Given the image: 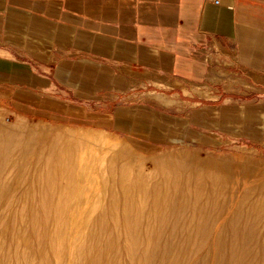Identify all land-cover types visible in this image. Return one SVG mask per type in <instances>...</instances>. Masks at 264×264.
I'll list each match as a JSON object with an SVG mask.
<instances>
[{"label":"crops","instance_id":"crops-1","mask_svg":"<svg viewBox=\"0 0 264 264\" xmlns=\"http://www.w3.org/2000/svg\"><path fill=\"white\" fill-rule=\"evenodd\" d=\"M210 35L227 39L262 86L264 0H0V106L34 120L102 126L143 152L187 142L261 145L260 104L204 103L177 114L105 98L100 112L90 109L97 98L129 94L141 83L178 91L175 79L212 82L192 55Z\"/></svg>","mask_w":264,"mask_h":264},{"label":"rangeland","instance_id":"rangeland-1","mask_svg":"<svg viewBox=\"0 0 264 264\" xmlns=\"http://www.w3.org/2000/svg\"><path fill=\"white\" fill-rule=\"evenodd\" d=\"M125 72L130 73V75L135 74L128 69H125ZM210 80L212 82H219L220 81L218 78H210ZM135 84H139V83L136 81ZM168 85H170V84H168ZM229 85L234 86L233 84H228V86ZM242 85H244V84H242ZM144 86L145 85L143 83H141L138 85L137 88L133 89V91L130 92L129 94H125V95L122 94L121 96H118L117 98L115 96H110V95L105 96L104 95V96H102L101 99L97 98L96 101L89 103L90 109H91V111H93L95 113L100 112V109L103 108L102 106H104L102 104H106L105 101L102 100L105 98H108L109 101L114 102L115 104H123L124 103L128 107L135 106L138 102L147 101V102H151L152 104L158 106L159 108H162L164 110H167V111H170L173 113H177V114H185L190 109L198 107L197 105H194L195 102H200L201 105L204 103H218V102H220V103H224V102H226V103H241V102H244V103H251V104H256V105H259V104L264 105V82H263L262 86L255 87L252 79L249 80V82H245L244 86L246 87V92L245 91H239V93H236V94H223L222 98L219 99L217 102L197 100L198 98L196 97V96H198V97L203 98V99H208L211 95L207 96L206 94H201V93H199L198 95H195V94H191V93L189 94L186 91H183V93H181L180 90L170 91L169 89L168 90H155L153 87L144 88ZM156 86L161 87L162 84H156ZM172 86L176 87L179 85L174 83V84H172ZM134 87H136V86H134ZM154 91H156V92H154ZM243 92H245L246 94H243ZM99 100H101V101H99ZM227 101H231V102H227ZM137 105H139V104H137ZM201 105H199V106H201ZM108 111H110V114H112V110H108ZM3 127H5V130H7L8 132H11L14 135H20L21 134L25 138H30L31 139V143H30L31 147H29L26 151L27 158H23L24 156H22V150L19 148V144H16V141H14L10 144H7L8 138L3 137V138H1L2 141L0 142V149H1L0 154H5L7 156H11V162H13V161L19 162V160H21V163L23 165L26 163L28 164L30 162V160L32 161L33 157L35 158L37 155L38 160L44 166L43 167L44 169H43L42 165H41L40 173L38 171V174L35 176L37 178L40 176L42 182L39 179V183H37L36 186H31V188L33 187V189H34V190L31 189V190L35 194L29 193L30 198L28 199V202L31 203L33 205V207L36 206L37 201H39L37 204L38 205L40 204V199L42 198V193L44 192L43 190H45L46 187L49 186V181L52 180V178L54 179V181H53L54 186H58V185L60 186V183H63L64 185H66V177L64 176V175H66V171L71 170L69 173H70V175H72L71 177H73V174L77 170V166H76V168L73 167L75 165V162L77 163L79 161L78 163H81V161L85 160V157L87 154H96V158L98 159V161L101 165V169H100L101 173L98 175L100 178L99 182H102L101 185L103 184L102 186H96L97 187V194L101 196L100 202L102 203V208L105 207L104 213H106L105 215H108V217L107 216L105 217V221H104L105 223L103 222L104 224L99 225L98 219L95 220V218H97V215L95 213L91 214V216L89 217V220L91 222L88 225V232H87V230L84 232H81V233L78 232L77 234H79V235L75 234L73 236V241L76 238H77V241L78 240H84L85 241L87 239V245L81 246V247H79V249L72 248L69 252L66 251L67 254L69 255V262L67 261L66 264L67 263L68 264L69 263L70 264H76V263L77 264H80V263L81 264H90V263L94 264V262H96L95 264H120V263L121 264H141V263L142 264H144V263L145 264H157L158 262H160L158 264H180V263L181 264H187V263L188 264H192V263L193 264H200V263L201 264H222V263L224 264V262H227V261L228 262L225 264H235V263L236 264H243V263L244 264H251V262L253 260L254 261L252 262V264H263L264 263V253H263V251H264L263 250L264 249V236H263V234H264V142L261 145H253V144H248V143L242 142V140H234L233 142H230V143H227V144H224L221 146H212L209 148L198 147L193 143L187 142V143L177 144V145L161 146V147H159L153 151L143 152V151H139L135 147H133L126 140V138H124V136L118 134L117 132H115L111 129L110 130L106 129L102 126H97V125L79 126L76 124H66L65 122H48V121L34 120L31 118L21 117V116L12 114L6 108L0 106V129ZM12 140H16V139L14 138ZM23 144L24 143H20V145H23ZM98 144H101L102 146H104V149L97 148L96 145H98ZM38 147H39V149H37ZM66 148H71V151H67ZM107 149H108V151H107ZM62 152H63V154H62ZM34 154H35V156H34ZM104 154H105V156H104ZM42 155L45 158H43ZM50 155H51V158H50ZM54 156L57 158H55ZM50 162H52V163H50ZM118 164H120V166H118ZM133 164H134V168H133ZM112 168H113V171H112ZM125 168H127V169L125 170ZM23 169L24 168L20 169L22 173L25 172V170H23ZM103 169H104V171H103ZM50 174H51V176H50ZM58 175H59V177H57ZM148 175H149V177H148ZM125 180H127V181H125ZM125 182H127V183H125ZM117 183H118V185H117ZM129 183H131V184H129ZM166 183H167V185H166ZM38 184L39 185L41 184L42 187H41V185L39 186ZM163 185L165 186V189H167V191L165 189H163L164 188ZM38 186H39V189H41L42 191L38 189ZM1 187H2V190H1ZM12 187L13 186H0V190H1L0 192H2L4 195L5 194L7 195L8 193L11 192ZM38 190L40 191V194H37V196H38L37 197L36 192ZM98 190H100V191H98ZM127 191H129V193ZM172 191H173V193H172ZM130 192H131V194H130ZM165 192L167 193V195L165 194ZM207 193H208V195H207ZM30 194H33V195H30ZM33 196H35V197H33ZM104 197H105V199H103ZM222 197H224V198L222 199ZM131 198H132V200H131ZM179 198H180V200H179ZM195 198H199L198 202L202 206H201V210H199V211L195 210V213L192 214L190 212V210H191L190 205H192L191 203H193L195 201ZM201 198H202V200H201ZM255 198H256V200H255ZM35 199H37V201H35ZM128 199H129V201H128ZM141 199H143V200H141ZM30 200H31V202H30ZM114 200L117 201V203L114 202ZM130 201H132V203ZM226 201H230V202L227 203ZM152 202H156V203L161 204L160 207H158L159 210L158 209H157V211L151 210L152 208L150 207V205ZM123 203H124V205H123ZM138 203L141 205L138 206ZM143 203H144V205L146 204L145 207L142 206ZM110 204H111V206H110ZM108 205L110 207V211H108L109 209H107V208H109ZM225 205H226V207H225ZM122 206H123V208H122ZM135 206H138V207L135 208ZM173 206H174V208H172ZM179 206H180V209H179ZM203 206L204 207L207 206V207L203 208ZM232 206H233V208H232ZM37 208L34 209L35 216L33 215L34 218L37 217L36 218L37 220L36 221L33 220L35 223L33 221L28 223V228H27L26 233H25L26 238H27V245L20 246L21 247L20 249H22V250L19 249V245L17 244V242H15V240H17L15 235L13 237H12V235H8V236L4 237L5 239H2V243L0 240V246H1L0 249L3 247L1 249L3 251V253L0 252V254H1L0 264H4V263L5 264H11V263L12 264H14V263L15 264H21V263L22 264L23 263L29 264L31 261L32 262L30 264H52V263L56 264L55 263L56 262V260H55L56 255H55V251H54L55 250V248H54L55 247V245H54L55 235H54L53 228L51 229V227H53V226H51V225H53V223H52L53 218L50 217L48 224L45 226V224L42 223V222H44L42 214H41L42 208H40V206ZM118 208H121V210L123 209V212L126 208L128 213L130 212L129 217L130 218L132 217L131 218L132 220L130 219V221L124 222L123 221V212ZM139 208H142L144 210L146 208V210L144 211V213H142L143 210L139 209ZM115 209H116V211H115ZM160 209L162 212L160 211ZM210 209H211V211H210ZM111 210H113V211H111ZM36 211H38V212H36ZM131 211L135 212V214L137 213L136 211H138L140 214L141 213L143 214V217L141 216L142 214L141 215L137 214V216H136L135 214H132ZM205 211L207 214H209L210 212L213 213V215L215 217H217L219 215H226L225 213H227V217L225 218L222 227L218 231L212 230L211 232L210 231L207 233L204 232V231H206L203 229L204 225L201 226L200 224L202 222L203 217H205L207 215L205 213ZM39 212H41V213H39ZM160 212H161V214H160ZM199 212H201L200 213L201 215L199 214ZM38 213L41 215H39ZM110 213H112L111 215H112L113 219L116 217L115 220L117 219L116 222L118 221L117 222L119 224V225H117L118 231L113 232V230H111L112 224H110L111 223L110 217H109ZM148 213H152V215L150 216V217H152L151 218L152 221H150V222L151 223L153 222V225L156 226V227L154 226L155 228L153 227V225L150 222L147 221V214ZM162 213H164V216H162L163 215ZM166 213H167V215H166ZM169 213H170V215H168ZM202 213H204V214L202 215ZM261 213H262V215H261ZM154 214L157 216L156 219L154 218L155 217ZM174 214H175V216H174ZM187 214H188V217H187ZM197 214L202 219H199V216ZM138 215H140V217H141V221L139 224L140 226L134 225V222H133L134 219H136V217H139ZM176 215H178V216H176ZM38 216H39V218H38ZM144 216L146 219L144 218ZM160 216H162L161 220L158 219V217L161 218ZM14 217L9 216L7 218V220L5 221L6 229L9 228V230H10L12 228L14 220L17 219L16 216H14ZM176 217H178V218H176ZM185 217H187L188 220H187L186 224L183 226V229H182V226L180 224L177 225V227H178L177 228V227H175V223H172V220H173V222L176 221V222L181 223L184 220L183 218H185ZM256 217H257V219H255ZM40 218H41V221H40ZM258 218H260L259 219L260 221L258 220ZM38 219H39V221H38ZM9 220H11V221H9ZM233 220H234V222L236 220L237 224H236V222L234 223ZM121 221H122V223H121ZM199 221H201V222H199ZM240 221L243 223L240 224ZM256 221H257V224H255ZM238 222H239V224H238ZM37 223H39V224H37ZM41 223H42V226H45L44 228L41 226ZM144 223H146V224H144ZM155 223H157L158 225ZM195 223L196 224L198 223L199 225L197 224V226H196ZM247 223L249 226L247 225ZM147 224L151 227L150 228L147 227ZM189 224L192 225V229L194 231H192V229L191 230L187 229ZM245 224L247 225L248 229L245 227L246 226ZM8 225H9V227H7ZM37 225H38V227H41V228H38V229H40L38 231L35 229L37 227ZM133 225L135 226L134 229L132 228ZM163 225H165V227ZM166 225L169 226L170 228L169 227L167 228ZM254 225H256V227L253 228ZM94 226H95V228H94ZM124 226L125 227L127 226V228H124ZM102 227H104V228H102ZM162 227H163V229H162ZM121 228H122V231H121ZM131 228L133 229V231ZM196 228H197V230H196ZM91 229L94 231H92ZM95 229H98V230L95 231ZM156 229H157V231H156ZM166 229L167 230L169 229L168 232ZM170 229L172 231H175V232H172ZM185 229L188 231V233L186 232ZM35 230L37 232H35ZM127 230H128V232H127ZM164 230H165V232H164ZM40 231H44V232H40ZM105 231L106 232L108 231V232L106 233ZM109 231H111V232H109ZM123 231L126 234L123 233V236H122ZM150 231L152 232V234L150 233ZM52 232H53V234H52ZM93 232H96L97 234L96 233L93 234ZM132 232H133L134 236H131V235H133V234H131ZM184 232H186V233L184 234ZM195 232L197 234L199 232V235L197 236V234ZM238 232H240L241 234L240 233L238 234ZM33 233H35L36 235H38V234L39 235L36 236ZM46 233H47V235H46ZM112 233H114V234H112ZM117 233H118V235H117ZM156 233H157V235H156ZM158 233H160V234H158ZM178 233L179 234L181 233V234L178 235ZM44 234L46 236H48L47 239H46V236ZM92 234H93V236H91ZM101 234H103V235L105 234V237L103 236V238H102ZM161 234H162V236H161ZM87 235L89 237H87ZM96 235H97V237H96ZM99 235L101 236V239H103V243H101L102 240L99 239V237H100ZM109 235L110 236L112 235V236L110 237ZM129 235H130L131 239H130ZM153 235H156V236H153ZM166 235H167V237H166ZM228 235H230V236H228ZM49 236H52L54 238L49 237ZM84 236L86 237V239ZM108 236L110 239H108ZM143 236H145V238ZM203 236H205V237H203ZM93 237H95V238H93ZM155 237H156V239H155ZM159 237L160 238L162 237L163 239L166 237L167 240L165 238L163 241L162 238L160 239ZM220 237L222 239L223 238L224 239L222 240ZM230 237H231V239H230ZM37 238L38 239L40 238V240L38 241ZM51 238L53 240H51ZM97 238L101 242L98 240H94ZM137 238H138V241L136 243ZM218 238H220V239H218ZM261 238H263V239H261ZM6 239H8V240H6ZM49 239L51 241L50 243H49ZM104 239H105V242H104ZM106 239H108V240H106ZM118 239H121V240L118 241ZM123 239H124V241H123ZM128 239H130V240H128ZM150 239H152V240L150 241ZM154 239H155V241H154ZM3 240L4 241L6 240L7 243L4 242ZM133 240H135V241H133ZM177 240H179V241H177ZM202 240H204V241H202ZM243 240H244V242H243ZM253 240H254V242H253ZM107 241H109V242H107ZM121 241H123V242H121ZM196 241H199V242L202 241V242H200V243L197 242V244H195ZM225 241H227L228 243ZM34 242L36 244H34ZM97 242L101 243L100 245L103 244L102 246H104V247H100L99 243L97 244ZM120 242L122 243V245H124L123 247H120V246H122ZM170 242H172V243L170 244ZM185 242L186 243L189 242L188 245ZM245 242H246V245H245ZM3 243H4V245H6V244L7 245L4 246ZM8 243H10L9 247H7ZM92 243H94V244H92ZM162 243H164V244H162ZM95 244H97V246ZM140 244L141 245L144 244L145 246L141 247ZM147 244H149L150 246L152 245L153 247L151 246V248L150 247L148 248L149 245H147ZM167 244H170V245L167 246ZM175 244L179 246L178 249L176 248L178 246H175ZM199 244L204 248H202V247L200 248ZM221 244H223V246ZM226 244L229 245V248H228V245H226ZM47 245H48V247H47ZM132 245H134V246H132ZM225 245L227 246V248L225 247ZM38 246L40 248H38ZM118 246H119V250L117 249ZM155 246H157L159 248V250ZM160 246H162L163 249H161L162 247H160ZM182 246H183V248H182ZM188 246H189V248H187ZM190 246H191V248H190ZM95 247H97V249ZM99 247H100V249H99ZM139 247H141V248L139 249ZM154 247L156 249H154ZM240 247H241V249H240ZM10 248H13L14 252L16 254L14 252H9ZM46 248H48L47 249L48 252H47V250L45 251ZM82 248H84V249H82ZM109 248L110 249L112 248L111 251ZM220 248L222 251H220ZM13 249H11L10 251H13ZM17 249L19 250V252H17ZM88 249H90L92 251L89 252ZM121 249H123V250L121 251ZM132 249H134V250L132 251ZM143 249H144V251H142ZM83 250L86 254L83 252ZM101 250H102V254H101ZM116 250H118V251H116ZM148 250H150V251H148ZM170 250H172V251L169 252ZM179 250H181V251H179ZM255 250H256V253H255ZM24 251H25V254L22 253ZM27 251H28V253L30 252L29 253L30 255L27 253L28 256L26 254ZM125 251L126 252L128 251V252L125 253ZM176 251H177V253H176ZM190 251L192 253H189ZM250 251H253V252H250ZM260 251H262V252L260 253ZM4 252L6 253V256H5ZM112 252H115L116 255ZM123 252L127 256H125ZM144 252H146V253H144ZM225 252H226V254H224ZM237 252H238V254H236ZM9 253L11 254V256H9L10 255ZM121 253H122V255H121ZM133 253L135 255H133ZM142 253L144 254L143 258L141 256V255H143ZM155 253H156V255H155ZM159 253H161L163 256L161 254H160L161 255L160 256ZM165 253L167 256H164ZM246 253H247V255H246ZM252 253L255 255H253ZM22 254H23V256H22ZM47 254H48V256H47ZM52 254L55 255V258H54V255H52ZM76 254L77 255L79 254L78 255L79 258L76 257L77 256ZM210 254H211V256H210ZM188 255H189V258H188ZM195 255L198 257H196ZM3 256H5V257H3ZM8 256H9V258H7ZM16 256H17V258H16ZM45 256H47L48 258L51 256L52 258H50V261H49V259L47 257L45 258ZM80 256H82V257L80 258ZM91 256H93V258ZM171 256H173V257H171ZM183 256H184V258H183ZM202 256H203V258H202ZM260 256L262 257V259H260L261 258ZM41 258H43V259H41ZM97 258L99 260L101 259L100 262ZM132 258H133V260H132ZM205 258H207V259H205ZM221 258H223V259H221ZM235 258H237V259H235ZM8 259H10L11 261H12V259L13 260L15 259V260L12 262H9L10 260L8 261ZM39 259H40L41 263L39 262ZM70 259L73 260V263H71L72 261H70ZM84 259H86V261H84ZM107 259H108V261H107ZM130 259H131V261H130ZM150 259L153 262H150L149 261ZM186 259L188 262L186 261ZM202 259H203V261H202ZM234 259H235V261H234ZM245 259L246 260L248 259L247 262ZM76 260H78V261H76ZM175 260H176V262L174 263ZM178 260H179V263H178ZM204 260L206 262H204ZM238 260H240V261H238ZM1 261H3V262H1ZM18 261H19V263H18ZM20 261H23V262L20 263ZM74 261H76V263ZM87 261L89 263H87ZM170 261H172V262H170ZM214 261H215V263H214ZM63 264H64V262H63Z\"/></svg>","mask_w":264,"mask_h":264},{"label":"bare ground","instance_id":"bare-ground-1","mask_svg":"<svg viewBox=\"0 0 264 264\" xmlns=\"http://www.w3.org/2000/svg\"><path fill=\"white\" fill-rule=\"evenodd\" d=\"M156 97V96H155ZM162 103V102H161ZM3 137H6V138H8L7 140V144H10V143H12V142H14V141H16V144H19V148L22 150V156H24L23 158H27V154H26V151H27V149L29 148V147H31V139L30 138H25L23 135H14V134H12L11 132H8L7 130H5V127H3V128H1L0 129V142L2 141V139L1 138H3ZM16 139V140H12V139ZM49 140V139H48ZM20 143H24L23 145H20ZM38 143V142H37ZM39 144V143H38ZM41 144V143H40ZM110 145V144H109ZM10 146V145H9ZM8 146V147H9ZM38 146V145H37ZM96 147L97 148H99V149H104V146H102L101 144H98V145H96ZM37 149H39V147L37 148ZM61 149V148H60ZM95 149V148H94ZM36 150V149H35ZM63 150V149H62ZM66 150L67 151H71V148H66ZM0 151H1V149H0ZM101 151V150H100ZM107 151H108V149H107ZM36 152V151H35ZM36 154V153H35ZM35 154H34V156H35ZM62 154H63V152H62ZM12 155V154H11ZM45 155V154H44ZM56 156V155H55ZM54 156V157H55ZM104 156H105V154H104ZM42 157H43V155H42ZM47 157V156H46ZM53 157V158H54ZM36 158V159H35ZM33 157V160L31 161L30 160V162L27 164H22L21 163V160H19V162H15V161H13V162H11V156H7V155H5V154H0V186H13L12 188H11V192L10 193H8L7 195L5 194H3L2 192H0V216L2 217H0V240H1V243H2V239H5L4 237H6V236H8V235H12V237L15 235V237H16V239L17 240H15V242H17V244L19 245V249L21 248L20 246H24V245H27V238H26V235H25V233H26V230H27V228H28V223H30L31 221H33V220H37L36 218H34L33 217V215L35 216V211H34V209L35 208H37V207H39L40 206V208H42V213L41 212H39V213H41L42 214V217H43V220H44V222H42V223H44L45 224V226L48 224V222H49V218L50 217H52L53 218V225H51V226H53V227H51V229L53 228V230H54V235H55V239H54V245H55V255H56V264H63V262H64V264H66V262L68 261L69 262V255L67 254V252L66 251H70L72 248H76V249H79V247H81V246H84V245H87V239H86V237H85V241L84 240H78L77 241V238L73 241V236L75 235V234H77L78 232L79 233H81V232H84V231H86L87 230V232H88V225H89V223L91 222L90 220H89V217L91 216V214H93V213H95L96 215H97V218H95V220L96 219H98V224L99 225H102V224H104L105 222V217L107 216L108 217V215H105L106 213H104V208H102V203L100 202V200H101V196L100 195H98L97 194V187L96 186H102L101 185V183L102 182H99V174L101 173V171H100V169H101V165H100V163H99V161H98V159L96 158V154H87L86 155V157H85V160L84 161H81V163H76L75 162V165L73 166V167H75L76 168V166H77V170L75 171V173L73 174V177H71L72 175H70V171L71 170H68V171H66V175H64L65 177H66V185H64L63 183H60V186L58 185V186H54L53 185V181H54V179L52 178V180H50L49 181V186H47L46 187V189L45 190H43L44 192L42 193V198L40 199V204L38 205L37 203L39 202V201H37V199H35V201H37V203H36V206H34L33 207V205L31 204V203H29L28 202V199L30 198L29 197V193H34L31 189H33V187L31 188V186H36L37 185V183H39V179H40V181H41V177L39 176L38 178L37 177H35L37 174H38V171H39V173H40V169H41V162L38 160V158H37V155H36V157ZM43 158H45V157H43ZM50 158H51V155H50ZM52 158V159H53ZM55 158H57V157H55ZM178 158V157H177ZM50 160V159H49ZM29 161V160H28ZM51 161V160H50ZM61 161V160H60ZM77 161V160H76ZM53 162V161H52ZM52 162H50V163H52ZM117 163V162H116ZM119 163V162H118ZM104 164V163H103ZM49 165V164H48ZM52 166V165H51ZM50 166V167H51ZM59 166V165H58ZM57 166V167H58ZM118 166H120V164H118ZM44 166L42 165V168H43ZM71 167V166H70ZM125 167V166H124ZM131 167V166H130ZM129 167V168H130ZM21 168H24L23 170H25V172H21ZM49 168V167H48ZM59 168V167H58ZM57 168V169H58ZM128 168V169H129ZM133 168H134V164H133ZM44 169V168H43ZM127 168H125V170H126ZM123 170V169H122ZM103 171H104V169H103ZM112 171H113V168H112ZM129 171V170H128ZM134 171V170H133ZM62 172V171H61ZM115 174V173H114ZM128 174V173H127ZM229 174V173H228ZM140 175V174H139ZM226 175V174H225ZM50 176H51V174H50ZM63 176V177H64ZM57 177H59V175L57 176ZM116 177V176H115ZM128 177V176H127ZM148 177H149V175H148ZM60 179V178H59ZM115 179V178H114ZM46 180V179H45ZM125 181H127V180H125ZM255 181V180H254ZM253 181V182H254ZM42 182V181H41ZM62 182V181H61ZM57 183V182H56ZM125 183H127V182H125ZM124 183V184H125ZM165 183V182H164ZM5 184V185H4ZM116 184V183H115ZM123 184V185H124ZM129 184H131V183H129ZM187 184V183H186ZM39 185V184H38ZM41 185V184H40ZM39 185V186H40ZM117 185H118V183H117ZM116 185V186H117ZM165 185V184H164ZM163 185V189H165V186ZM166 185H167V183H166ZM39 186H38V189H39ZM129 186V185H128ZM262 186V185H261ZM41 187H42V185H41ZM168 187V186H167ZM218 187V186H217ZM224 187V186H223ZM228 187V186H227ZM233 187V186H232ZM134 188V187H133ZM100 189V188H99ZM135 189V188H134ZM213 189V188H212ZM236 189V188H235ZM238 189V188H237ZM241 189V188H240ZM1 190H2V187H1ZM0 190V191H1ZM34 190V189H33ZM39 190H41V189H39ZM35 191L36 192V196H37V194H40V191ZM102 190V189H101ZM166 191H167V189H165ZM173 190V189H172ZM205 190V189H204ZM215 190V189H214ZM42 191V190H41ZM98 191H100V190H98ZM134 191V190H133ZM213 191V190H212ZM128 193H129V191H127ZM172 193H173V191H172ZM205 193V192H204ZM212 193V192H211ZM239 193V192H238ZM253 193V192H252ZM251 193V194H252ZM35 194V193H34ZM113 194V193H112ZM130 194H131V192H130ZM165 194L167 195V193L165 192ZM255 194V193H254ZM30 195H33V194H30ZM207 195H208V193H207ZM217 195V194H216ZM105 196V195H104ZM130 196V195H129ZM128 196V197H129ZM33 197H35V196H33ZM38 197V196H37ZM36 197V198H37ZM127 197V196H126ZM188 197V196H187ZM116 198V197H115ZM219 198V197H218ZM224 197H222V199H223ZM103 199H105V197L103 198ZM120 199V198H119ZM131 200H132V198H131ZM141 200H143V199H141ZM179 200H180V198H179ZM201 200H202V198H201ZM207 200V199H206ZM217 200V199H216ZM215 200V201H216ZM230 200V199H229ZM253 200V199H252ZM255 200H256V198H255ZM103 201V200H102ZM124 201V200H123ZM122 201V202H123ZM128 201H129V199H128ZM139 201V200H138ZM164 201V200H163ZM162 201V202H163ZM194 201V200H193ZM199 201V198H195V201L193 202V203H191L192 205H190L191 207H190V212L192 213V214H194L195 213V210H201V204L198 202ZM243 201V200H242ZM30 202H31V200H30ZM114 202H116L117 203V201H115L114 200ZM113 202V203H114ZM119 202V201H118ZM131 203H132V201H130ZM141 202V201H140ZM227 203L228 202H230V201H226ZM236 202V201H235ZM234 202V203H235ZM251 202V201H250ZM262 202V201H261ZM105 203V202H104ZM207 203V202H206ZM34 204V203H33ZM129 204V203H128ZM166 204V203H165ZM210 204V203H209ZM221 204V203H220ZM219 204V205H220ZM116 205V204H115ZM120 205V204H119ZM123 205H124V203H123ZM139 205H141V204H139L138 203V206ZM160 203H156V202H152L151 203V205H150V207L152 208L151 210L153 211H157V209L159 210V208L158 207H160ZM183 205V204H182ZM232 205V204H231ZM234 205V204H233ZM110 206H111V204H110ZM113 206V205H112ZM138 206H135V208L136 207H138ZM142 206H146V204L144 205V203L142 204ZM166 206V205H165ZM187 206V205H186ZM213 206V205H212ZM215 206V205H214ZM108 207H109V205H108ZM118 207V206H117ZM207 207V206H206ZM206 207H204L203 206V208H206ZM225 207H226V205H225ZM231 207V206H230ZM241 207V206H240ZM122 208H123V206H122ZM165 208V207H164ZM169 208V207H168ZM172 208H174V206L172 207ZM188 208V207H187ZM232 208H233V206H232ZM231 208V209H232ZM38 209V208H37ZM107 209H109L108 211H110V207L109 208H107ZM117 209V208H116ZM116 209H115V211H116ZM118 209H120L121 210V208H118ZM139 209H142V208H139ZM179 209H180V206H179ZM183 209V208H182ZM224 209V208H223ZM226 209V208H225ZM143 210V212L142 213H144V211L146 210V208H145V210L144 209H142ZM170 210V209H169ZM168 210V211H169ZM172 210V209H171ZM213 210V209H212ZM111 211H113V210H111ZM122 212H123V209L121 210ZM160 211H161V209H160ZM178 211V210H177ZM208 211V210H207ZM210 211H211V209H210ZM36 212H38V211H36ZM119 212V211H118ZM121 212V213H122ZM137 213L135 214V212H132L131 211V213L132 214H135L136 216H137V214H140L138 211H136ZM162 212V211H161ZM161 212H160V214H161ZM182 212V211H181ZM204 212V211H203ZM224 212V211H223ZM38 213V214H39ZM120 213V212H119ZM130 213V212H129ZM128 213V211H127V209L125 208V210H124V212H123V221L124 222H126V221H130V219L132 218H130L129 217V214ZM141 213V214H142ZM176 213V212H175ZM187 213V212H186ZM190 213V214H191ZM197 213V212H196ZM201 212H199V214H200ZM205 213H206V211H205ZM41 214H39V215H41ZM94 214V215H95ZM112 213H110V215H109V217H110V224H112L111 226H112V228H111V230H113V232L114 231H118L117 230V225H119L117 222H116V220H115V218L113 219V217H112V215H111ZM116 214V213H115ZM131 214V215H132ZM140 214V215H141ZM157 214V213H156ZM159 214V213H158ZM163 215L162 216H164V213H162ZM189 214V213H188ZM188 214H187V217H188ZM204 213H202V215H203ZM207 214V213H206ZM226 215H219V216H217V217H215L214 215H213V213H209V214H207L205 217H203V219L202 218H200V216H199V219H202V222L201 221H199V222H201V226L202 225H204V230H206V231H204L205 233H207V232H211L212 230H214V231H218L221 227H222V225H223V222H224V220H225V218L227 217V213H225ZM230 214V213H229ZM260 214V213H259ZM258 214V215H259ZM37 215V214H36ZM118 215V214H117ZM120 215V214H119ZM140 215H138L139 217H136V219H134V225H139L140 224V221H141V217H140ZM152 215V213H148L147 214V221L148 222H150V221H152L151 220V218L152 217H150ZM155 215V214H154ZM166 215H167V213H166ZM165 215V216H166ZM168 215H170V213L168 214ZM201 215V214H200ZM261 215H262V213H261ZM9 216H16L17 217V219L16 220H14V223H13V226H12V228L9 230V228H7L6 229V227H5V221L7 220V218L9 217ZM142 217H143V214L141 215ZM162 216H160L161 218H159L158 217V219H162ZM174 216H175V214H174ZM176 216H178V215H176ZM119 217V216H118ZM129 217V218H128ZM156 215H155V219H156ZM173 217V216H172ZM171 217V218H172ZM187 217H185V218H183L182 220V222L180 223V222H173V220H172V223H175V227H177V225H181L182 226V229H183V226L186 224V222H187V220H188V218ZM247 217V216H246ZM259 217V216H258ZM263 217V216H262ZM11 218V217H10ZM15 218V217H14ZM38 218H39V216H38ZM144 218H145V216H144ZM175 218V217H174ZM173 218V219H174ZM176 218H178V217H176ZM195 218V217H194ZM242 218V217H241ZM143 219V218H142ZM146 219V218H145ZM170 219V218H169ZM235 219V218H234ZM255 219H257V217L255 218ZM260 218H258V220H259ZM132 220V219H131ZM154 220V219H153ZM166 220V219H165ZM164 220V221H165ZM194 220V219H193ZM9 221H11V220H9ZM38 221H39V219H38ZM40 221H41V218H40ZM52 221V220H51ZM108 221V220H107ZM106 221V222H107ZM145 221V220H144ZM168 221V220H167ZM179 221V220H178ZM197 221V220H196ZM242 221V220H241ZM240 221V224L241 223H243V222H241ZM260 221V220H259ZM34 222V221H33ZM104 222V223H103ZM170 222V221H169ZM198 222V223H199ZM233 222H234V220H233ZM235 222H236V220H235ZM234 222V223H235ZM250 222V221H249ZM254 222V221H253ZM35 223V222H34ZM42 223H41V226H42ZM51 223V224H52ZM117 223V224H116ZM120 223V222H119ZM121 223H122V221H121ZM151 223V222H150ZM149 223V224H150ZM171 223V224H172ZM197 223V224H198ZM8 224V223H7ZM32 224V223H31ZM30 224V225H31ZM37 224H39V223H37ZM109 224V223H108ZM107 224V225H108ZM109 224V225H110ZM144 224H146V223H144ZM152 225H153V222L151 223ZM155 224H157V223H155ZM162 224V223H161ZM165 224V223H164ZM169 224V223H168ZM193 224V223H192ZM196 224V223H195ZM197 224H196V226H197ZM236 224H237V222H236ZM238 224H239V222H238ZM255 224H257V221H256V223ZM262 224V223H261ZM126 225V224H125ZM133 225V229H134V226ZM158 225V224H157ZM199 225V224H198ZM246 225V224H245ZM247 225H248V223H247ZM247 225L245 226L246 228H247ZM35 226V225H34ZM45 226H42L43 228L45 227ZM121 226V225H120ZM136 226V227H137ZM140 226V225H139ZM155 225H153V227H154ZM164 227H165V225H163ZM167 226V225H166ZM173 226V225H172ZM238 226V225H237ZM242 226V225H241ZM249 226V225H248ZM261 226V225H260ZM7 227H9V225L7 226ZM30 227V226H29ZM147 227H151V226H149L148 224H147ZM156 227V226H155ZM154 227V228H155ZM169 226H167V228H168ZM239 227V226H238ZM244 227V228H245ZM254 227H256V225H254L253 226V228ZM35 228V227H34ZM38 228H41V227H38V225H37V227L35 228L37 231L38 230H40V229H38ZM94 228H95V226H94ZM93 228V229H94ZM102 228H104V227H102ZM124 228H127V226L125 227L124 226ZM131 228V229H132ZM161 228V227H160ZM170 228V227H169ZM178 228V227H177ZM200 228V227H199ZM241 228V227H240ZM46 229V228H45ZM50 229V230H51ZM133 229H132V231H133ZM146 229V228H145ZM159 229V228H158ZM162 229H163V227H162ZM172 229V228H171ZM170 229V230H171ZM175 229V228H174ZM187 229H189V230H191L192 229V225L191 224H189L188 225V227H187ZM237 229V228H236ZM248 229V228H247ZM262 229V228H261ZM29 230V229H28ZM35 230V232H37ZM92 230V229H91ZM96 230H98V229H95V231ZM101 230V229H100ZM137 230V229H136ZM149 230V229H148ZM147 230V231H148ZM151 230V229H150ZM155 230V229H154ZM167 230V229H166ZM169 230V229H168ZM168 230H167V232H168ZM186 230V229H185ZM196 230H197V228H196ZM195 230V231H196ZM242 230V229H241ZM246 230V229H245ZM244 230V231H245ZM92 231H94V230H92ZM121 231H122V228H121ZM125 231V230H124ZM122 232V236H123V233H125V232ZM156 231H157V229H156ZM161 231V230H160ZM172 231V230H171ZM177 231V230H176ZM180 231V230H179ZM178 231V232H179ZM184 231V230H183ZM192 231H194L193 229H192ZM201 231V230H200ZM233 231V230H232ZM40 232H44V231H40ZM86 232V233H87ZM103 232V231H102ZM106 232V231H105ZM108 232V231H107ZM106 232V233H107ZM109 232H111V231H109ZM127 232H128V230H127ZM130 232V231H129ZM163 232V231H162ZM164 232H165V230H164ZM163 232V233H164ZM172 232H175V231H172ZM186 232L188 233V231L186 230ZM186 232H184V234L186 233ZM261 232V231H260ZM39 233V232H38ZM37 233V234H38ZM51 233V232H50ZM94 233H96V232H93V234ZM104 233V232H103ZM147 233V232H146ZM150 233L152 234V232L150 231ZM149 233V234H150ZM177 233V232H176ZM175 233V234H176ZM196 233V232H195ZM240 232H238V234H239ZM259 233V232H258ZM33 234H35V233H33ZM52 234H53V232H52ZM90 234V233H89ZM93 234L91 235V236H93ZM97 234V233H96ZM112 234H114V233H112ZM121 234V233H120ZM126 234V233H125ZM131 234H133V232L131 233ZM158 234H160V233H158ZM171 234V233H170ZM173 234V233H172ZM181 234V233H180ZM179 233H178V235H180ZM197 234V233H196ZM241 234V233H240ZM29 235V234H28ZM36 235V234H35ZM39 235V234H38ZM38 235H36V236H38ZM43 235V234H42ZM45 235V234H44ZM46 235H47V233H46ZM45 235V236H46ZM50 235V234H49ZM77 235H79V234H77ZM82 235V234H81ZM80 235V236H81ZM102 235V238H103V236L105 237V234L103 235V234H101ZM117 235H118V233H117ZM128 235V234H127ZM142 235V234H141ZM156 235H157V233H156ZM156 235H153V236H156ZM174 235V234H173ZM183 235V234H182ZM199 235V232H198V234H197V236ZM211 235V234H210ZM209 235V236H210ZM223 235V234H222ZM31 236V235H30ZM100 236V235H99ZM110 236V235H109ZM109 236H108V239H110L109 238ZM112 236V235H111ZM110 236V237H111ZM126 236V235H125ZM131 236H134V234L133 235H131ZM140 236V235H139ZM149 236V235H148ZM159 236V235H158ZM161 236H162V234H161ZM175 236V235H174ZM226 236V235H225ZM224 236V237H225ZM228 236H230V235H228ZM263 236H264V234H263ZM47 237L48 236H46V239H47ZM49 237H52V236H49ZM83 237V238H84ZM87 237H89L88 235H87ZM96 237H97V235H96ZM117 237V236H116ZM121 237V236H120ZM129 237H130V235H129ZM144 238H145V236H143ZM164 237V236H163ZM166 237H167V235H166ZM165 237V238H166ZM170 237V236H169ZM179 237V236H178ZM177 237V238H178ZM193 237V236H192ZM200 237V236H199ZM202 237V236H201ZM203 237H205V236H203ZM253 237V236H252ZM258 237V236H257ZM36 238V237H35ZM42 238V237H41ZM52 238H54V237H52ZM51 238V240H53ZM82 238V239H83ZM92 238V237H91ZM93 238H95V237H93ZM119 238V237H118ZM126 238V237H125ZM134 238V237H133ZM154 238V237H153ZM160 238V237H159ZM158 238V239H159ZM162 238V237H161ZM160 238V239H161ZM164 238V239H165ZM198 238V237H197ZM221 238V237H220ZM220 238H218V239H220ZM254 238V237H253ZM13 239V238H12ZM99 239H101V236L99 237ZM98 238L97 239H94V240H98V241H100ZM108 239H106V240H108ZM122 239V238H121ZM121 239H118V241H120ZM130 239H131V237H130ZM130 239H128V240H130ZM155 239H156V237H155ZM155 239H154V241H155ZM159 239V240H160ZM164 239L162 238V240L164 241ZM169 239V238H168ZM205 239V238H204ZM222 239V238H221ZM224 239V238H223ZM222 239V240H223ZM230 239H231V237H230ZM229 239V240H230ZM233 239V238H232ZM260 239V238H259ZM261 239H263V238H261ZM6 240H8V239H6ZM6 240L4 241V242H6ZM37 240L39 241L40 240V238L38 239L37 238ZM102 240V242L101 243H103V239H101ZM113 240V239H112ZM152 239H150V241H151ZM166 240H167V238H166ZM185 240V239H184ZM197 240V239H196ZM239 240V239H238ZM116 241V240H115ZM117 241V242H118ZM123 241H124V239H123ZM123 241H121V242H123ZM127 241V240H126ZM133 241H135V240H133ZM137 241H138V238H137V240H136V243H137ZM142 241V240H141ZM162 241V242H163ZM177 241H179V240H177ZM202 241H204V240H202ZM202 241H200V242H202ZM221 241V240H220ZM232 241V240H231ZM263 241V240H262ZM261 241V242H262ZM33 242V241H32ZM36 242V241H35ZM34 242V244H36ZM51 241H50V239H49V243H50ZM93 242V241H92ZM95 242V241H94ZM104 242H105V239H104ZM107 242H109V241H107ZM120 242V243H121ZM128 242V241H127ZM197 242L198 243H200L199 241H196L195 242V244H197ZM218 242V241H217ZM222 242V241H221ZM220 242V243H221ZM225 242H227V241H225ZM243 242H244V240H243ZM253 242H254V240H253ZM7 243V242H6ZM5 243V244H6ZM47 243V242H46ZM53 243V242H52ZM91 243V242H90ZM99 242H97V244H98ZM101 243H99V245L101 244ZM155 243V242H154ZM153 243V244H154ZM172 242H170V244H171ZM177 243V242H176ZM182 243V242H181ZM186 243V242H185ZM189 243V242H188ZM188 243H186L187 245H188ZM228 243V242H227ZM33 244V245H34ZM89 244V243H88ZM92 244H94V243H92ZM97 244H95L96 246H97ZM162 244H164V243H162ZM161 244V245H162ZM170 244H167V246L168 245H170ZM178 244V243H177ZM194 244V245H195ZM2 245V244H1ZM3 245H4V243H3ZM7 245V244H6ZM6 245H4V246H6ZM9 245H10V243H8V246L7 247H9ZM52 245V244H51ZM91 245V244H90ZM103 245V244H102ZM102 245H100V247H104V246H102ZM121 245H122V243H121ZM138 245V244H137ZM141 245V244H140ZM147 245H149V244H147ZM155 245V244H154ZM222 246H223V244H221ZM226 245H228V244H226ZM225 245V247L227 248V246ZM234 245V244H233ZM245 245H246V242H245ZM257 245V244H256ZM13 246V245H12ZM46 246V245H45ZM124 245H122V246H120V247H123ZM132 246H134V245H132ZM142 246H145L144 244L143 245H141V247ZM152 246V245H151ZM151 246L149 245L148 246V248L150 247L151 248ZM175 246H178V245H176L175 244ZM186 246V245H185ZM220 246V245H219ZM218 246V247H219ZM239 246V245H238ZM252 246V245H251ZM1 247V246H0ZM6 247V248H7ZM47 247H48V245H47ZM100 247H99V249H100ZM137 247V246H136ZM141 247H139V249L141 248ZM153 247V246H152ZM155 247H157V246H155ZM154 247V249H156ZM160 247H162V246H160ZM194 247V246H193ZM199 247L201 248L202 246L199 244ZM217 247V246H216ZM246 247V246H245ZM3 248V247H2ZM1 248V249H2ZM5 248V247H4ZM38 248H40L39 246H38ZM37 248V249H38ZM92 248V247H91ZM90 248V249H91ZM96 249H97V247H95ZM107 248V247H106ZM158 248V247H157ZM174 248V247H173ZM177 249L179 248V246L178 247H176ZM175 248V249H176ZM182 248H183V246H182ZM187 248H189V246L187 247ZM190 248H191V246H190ZM202 248H204V247H202ZM228 248H229V245H228ZM0 249V250H1ZM8 249V248H7ZM11 249H13V248H10V250ZM24 249V248H23ZM44 249V248H43ZM48 248H46L45 249V251L47 250ZM82 249H84V248H82ZM86 249V248H85ZM90 249H88V251L90 252V251H92V250H90ZM93 249V248H92ZM110 249V248H109ZM112 249V248H111ZM111 249H110V251H111ZM115 249V248H114ZM118 250H119V246H118V248H117ZM137 249V248H136ZM138 249V250H139ZM161 249H163V247L161 248ZM170 249V248H169ZM185 249V248H184ZM239 249V248H238ZM240 249H241V247H240ZM239 249V250H240ZM4 250V249H3ZM6 250V249H5ZM9 250V252H14V249H13V251H10ZM20 250H22V249H20ZM118 250H116V251H118ZM123 249H121V251H122ZM134 249H132V251H133ZM151 250V249H150ZM150 250H148V251H150ZM158 250H159V248H158ZM182 250V249H181ZM181 250H179V251H181ZM204 250V249H203ZM202 250V251H203ZM224 250V249H223ZM227 250V249H226ZM252 250V249H251ZM264 250V249H263ZM16 251V250H15ZM78 251V250H77ZM87 251V250H86ZM87 251V252H88ZM96 251V250H95ZM113 251V250H112ZM129 251V250H128ZM127 251V252H128ZM142 251H144V249L142 250ZM141 251V252H142ZM147 251V252H148ZM155 251V250H154ZM153 251V252H154ZM172 250H170L169 252H171ZM178 251V252H179ZM184 251V250H183ZM187 251V250H186ZM192 251V250H191ZM189 252V253H192V252ZM198 251V250H197ZM205 251V250H204ZM210 251V250H209ZM220 251H222L221 250V248H220ZM229 251V250H228ZM0 252H2L3 253V251L1 250ZM17 252H19V250L17 249ZM21 252V251H20ZM47 252H48V250H47ZM81 252V251H80ZM83 252H84V250H83ZM88 252V253H89ZM126 251H125V253H127ZM130 252V251H129ZM139 252V251H138ZM140 252V253H141ZM161 252V251H160ZM167 252V251H166ZM168 252V253H169ZM196 252V251H195ZM194 252V253H195ZM208 252V251H207ZM250 252H253V251H250ZM262 251H260V253H261ZM5 253V252H4ZM15 253V252H14ZM13 253V254H14ZM23 254H25V251L24 252H22ZM28 253V251L26 252V254ZM30 253V252H29ZM28 253V254H29ZM85 253V252H84ZM96 253V252H95ZM100 253V252H99ZM112 253H114L115 254V252H112ZM124 253V252H123ZM124 253V255L125 256H127L126 254ZM144 253H146V252H144ZM150 253V252H149ZM148 253V254H149ZM176 253H177V251H176ZM184 253V252H183ZM198 253V252H197ZM196 253V254H197ZM204 253V252H203ZM210 253V252H209ZM219 253V252H218ZM255 253H256V250H255ZM263 253H264V251H263ZM8 254V253H7ZM10 254V253H9ZM16 254V253H15ZM23 254H22V256H23ZM28 254H27V256H28ZM86 254V253H85ZM101 254H102V250H101ZM100 254V255H101ZM143 254V253H142ZM147 254V255H148ZM161 253H159V255H160ZM175 254V253H174ZM224 254H226V252L224 253ZM236 254H238V252L236 253ZM253 254V253H252ZM258 254V253H257ZM30 255V254H29ZM52 255H54V254H52ZM55 255H54V258H55ZM77 255V254H76ZM79 255V254H78ZM76 256V257H78L79 258V256ZM91 255V254H90ZM95 255V254H94ZM93 255V256H94ZM116 255V254H115ZM121 255H122V253H121ZM133 255H135L134 253H133ZM132 255V256H133ZM140 255V254H139ZM153 255V254H152ZM155 255H156V253H155ZM162 255V254H161ZM160 255V256H161ZM171 255V254H170ZM181 255V254H180ZM205 255V254H204ZM207 255V254H206ZM219 255V254H218ZM229 255V254H228ZM246 255H247V253H246ZM253 255H255V254H253ZM0 256H1V254H0ZM5 256H6V253H5ZM5 256H3V257H5ZM9 256H11V254L9 255ZM9 256L7 257V258H9ZM21 256V257H22ZM26 256V255H25ZM24 256V257H25ZM26 256V257H27ZM47 256H48V254H47ZM47 256H45V258L47 257ZM93 256H91L92 258H93ZM142 256V258H143V256H144V254L143 255H141ZM150 256V255H149ZM148 256V257H149ZM163 256V255H162ZM164 256H167L166 255V253H165V255ZM175 256V255H174ZM182 256V255H181ZM191 256V255H190ZM196 256V255H195ZM210 256H211V254H210ZM215 256V255H214ZM236 256V255H235ZM258 256V255H257ZM2 257V258H3ZM15 257V256H14ZM74 257V256H73ZM82 256H80V258H81ZM90 257V258H91ZM119 257V256H118ZM129 257V256H128ZM151 257V256H150ZM171 257H173V256H171ZM170 257V258H171ZM196 257H198V256H196ZM217 257V256H216ZM215 257V258H216ZM220 257V256H219ZM225 257V256H224ZM223 257V258H224ZM240 257V256H239ZM246 257V256H245ZM261 257V256H260ZM12 258V257H11ZM16 258H17V256H16ZM48 258V257H47ZM50 258H52L51 256L48 258L49 259V261H50ZM53 258V259H54ZM87 258V257H86ZM95 258V257H94ZM116 258V257H115ZM168 258V257H167ZM181 258V257H180ZM179 258V259H180ZM183 258H184V256H183ZM188 258H189V255H188ZM202 258H203V256H202ZM223 258H221V259H223ZM29 259V258H28ZM41 259H43V258H41ZM73 259V258H72ZM77 259V258H76ZM98 259V258H97ZM114 259V258H113ZM112 259V260H113ZM121 259V258H120ZM126 259V258H125ZM129 259V258H128ZM161 259V258H160ZM173 259V258H172ZM177 259V258H176ZM192 259V258H191ZM201 259V258H200ZM199 259V260H200ZM205 259H207V258H205ZM228 259V258H227ZM235 259H237V258H235ZM235 259H234V261H235ZM239 259V258H238ZM257 259V258H256ZM260 259H262V257L260 258ZM10 259H8V261H9ZM15 260V259H14ZM13 259H12V261H14ZM30 260V259H29ZM45 260V259H44ZM43 260V261H44ZM83 260V259H82ZM99 260V259H98ZM101 260V259H100ZM100 260H99V262H100ZM115 260V259H114ZM113 260V261H114ZM132 260H133V258H132ZM171 260V259H170ZM174 260V259H173ZM172 260V261H173ZM183 260V259H182ZM189 260V259H188ZM198 260V259H197ZM216 260V259H215ZM225 260V259H224ZM223 260V261H224ZM229 260V259H228ZM241 260V259H240ZM240 260H238V261H240ZM246 260V259H245ZM248 260V259H247ZM247 260H246V262H247ZM11 260L9 261V262H12ZM24 261V260H23ZM23 261H20V263L21 262H23ZM26 261V260H25ZM48 261V262H49ZM70 261H72L71 263H73V260H71L70 259ZM76 261H78V260H76ZM76 261H74L75 263H76ZM84 261H86V259H84ZM83 261V262H84ZM90 261V260H89ZM96 261V260H95ZM107 261H108V259H107ZM121 261V260H120ZM130 261H131V259H130ZM148 261V260H147ZM150 262H153V261H151V259L149 260ZM148 261V262H149ZM172 261H170V262H172ZM186 261H187V259H186ZM190 261V260H189ZM202 261H203V259H202ZM210 261V260H209ZM232 261V260H231ZM254 261V260H253ZM252 261V262H253ZM257 261V260H256ZM1 262H3V261H1ZM32 262V261H31ZM30 262V263H31ZM39 262L41 263V261H40V259H39ZM54 262V261H53ZM82 262V261H81ZM129 262V261H128ZM158 262V261H157ZM176 262V260L174 261V263ZM188 262V261H187ZM204 262H206L205 260H204ZM222 262V261H221ZM228 262V261H227ZM227 262H224V264L225 263H227ZM237 262V261H236ZM252 262H251V264H252ZM259 262V261H258ZM18 263H19V261H18ZM29 263V264H30ZM79 263V262H78ZM87 263H89L88 261H87ZM96 262H94V264H95ZM119 263V262H118ZM155 263V262H154ZM158 263H160V262H158ZM157 263V264H158ZM178 263H179V260H178ZM214 263H215V261H214ZM249 263V262H248ZM255 263V262H254ZM5 264V263H4ZM12 264V263H11ZM15 264V263H14ZM22 264V263H21ZM24 264V263H23ZM53 264V263H52ZM68 264V263H67ZM70 264V263H69ZM77 264V263H76ZM81 264V263H80ZM91 264V263H90ZM121 264V263H120ZM142 264V263H141ZM145 264V263H144ZM181 264V263H180ZM188 264V263H187ZM193 264V263H192ZM201 264V263H200ZM223 264V263H222ZM236 264V263H235ZM244 264V263H243ZM264 264V263H263Z\"/></svg>","mask_w":264,"mask_h":264},{"label":"built area","instance_id":"built-area-1","mask_svg":"<svg viewBox=\"0 0 264 264\" xmlns=\"http://www.w3.org/2000/svg\"><path fill=\"white\" fill-rule=\"evenodd\" d=\"M213 4H218V0H209ZM229 42L220 36L210 35L205 40L192 48V55L200 61L212 76L218 78L219 82L204 81L202 83H189L180 79L173 80L179 86H176L181 93L198 95H211L208 99L196 96L197 100L217 102L223 94H236L239 91H245V82L251 80L248 70L242 67L236 56V52L228 47ZM228 84H233L231 86ZM244 84V85H242ZM247 84V83H246ZM150 86V85H149ZM181 86V87H180ZM146 88V87H145ZM155 90H168L169 87H153ZM170 90V89H169ZM156 92V91H154ZM153 92V93H154ZM243 92V94H246ZM193 99V98H192ZM194 105H201L195 102Z\"/></svg>","mask_w":264,"mask_h":264}]
</instances>
